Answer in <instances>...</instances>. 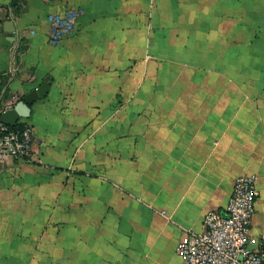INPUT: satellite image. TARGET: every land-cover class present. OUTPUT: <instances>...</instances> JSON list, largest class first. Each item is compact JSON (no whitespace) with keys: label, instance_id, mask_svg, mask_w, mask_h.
I'll return each mask as SVG.
<instances>
[{"label":"crops","instance_id":"obj_1","mask_svg":"<svg viewBox=\"0 0 264 264\" xmlns=\"http://www.w3.org/2000/svg\"><path fill=\"white\" fill-rule=\"evenodd\" d=\"M0 76L3 108L51 84L31 157L0 167V264H183L254 173L264 234V0H0Z\"/></svg>","mask_w":264,"mask_h":264},{"label":"built area","instance_id":"obj_2","mask_svg":"<svg viewBox=\"0 0 264 264\" xmlns=\"http://www.w3.org/2000/svg\"><path fill=\"white\" fill-rule=\"evenodd\" d=\"M81 12L72 8L49 15L52 44H59L73 32ZM1 113L2 108L0 117ZM34 139L30 124L9 126L0 119V167L6 166L9 160H29ZM258 197L257 174L239 176L225 211H208L203 218L202 230H188L177 242L176 252L183 264H264V234L255 243L252 233Z\"/></svg>","mask_w":264,"mask_h":264},{"label":"water","instance_id":"obj_3","mask_svg":"<svg viewBox=\"0 0 264 264\" xmlns=\"http://www.w3.org/2000/svg\"><path fill=\"white\" fill-rule=\"evenodd\" d=\"M17 0H11V6L16 4ZM4 28L7 35L12 37V40H16L17 26L12 18L4 22ZM51 84L49 78H46L41 85L28 91L20 100L15 103L2 107L3 97L0 100V108H2L1 121L9 126H15L23 118H29L31 115L32 105L46 97L49 93Z\"/></svg>","mask_w":264,"mask_h":264},{"label":"trees","instance_id":"obj_4","mask_svg":"<svg viewBox=\"0 0 264 264\" xmlns=\"http://www.w3.org/2000/svg\"><path fill=\"white\" fill-rule=\"evenodd\" d=\"M8 82V76H2V85H5L6 83ZM10 96H9V93L7 92V90L4 92L3 94V99H8ZM24 122H19L18 125H23Z\"/></svg>","mask_w":264,"mask_h":264}]
</instances>
